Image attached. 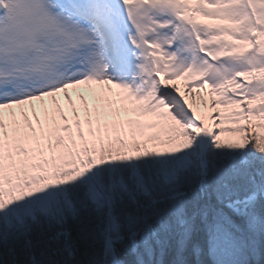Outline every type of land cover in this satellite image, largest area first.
<instances>
[{
	"label": "snow or ice",
	"instance_id": "1",
	"mask_svg": "<svg viewBox=\"0 0 264 264\" xmlns=\"http://www.w3.org/2000/svg\"><path fill=\"white\" fill-rule=\"evenodd\" d=\"M0 264H264V0H0Z\"/></svg>",
	"mask_w": 264,
	"mask_h": 264
}]
</instances>
